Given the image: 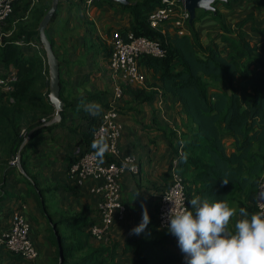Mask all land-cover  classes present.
Here are the masks:
<instances>
[{
  "label": "trees",
  "instance_id": "trees-1",
  "mask_svg": "<svg viewBox=\"0 0 264 264\" xmlns=\"http://www.w3.org/2000/svg\"><path fill=\"white\" fill-rule=\"evenodd\" d=\"M130 1L122 5L130 15L129 26L118 30L122 34L133 31L138 36L160 38L167 52L164 57L149 54L140 58L142 68L147 69L154 79L151 83L149 75L150 89L123 84V91L130 93L135 100L148 102L155 99L158 93L155 88L159 87L163 94L176 97L184 109L188 131L178 135L172 129L168 136L176 143L171 141L170 145L177 160L175 169L185 185L188 207H191L189 200L200 195L202 198L226 200L230 207H244L250 214L257 212L256 193L264 173V25L255 26V13L252 11L238 20L236 28H233L222 21V11L217 7L216 12L199 11L193 23L188 21L186 34H163L153 29L148 20L162 0ZM239 1L254 2L264 11V0L222 4L231 7L232 3ZM84 2L86 0H61L52 21L60 15L65 4L71 14ZM104 2L107 0H92L91 4L101 6ZM51 4L52 0H36L34 3L33 0H19L0 33V64L6 69H14L17 74L12 91L0 89V145L7 154H13L10 160L19 155V164L25 169L37 136L64 127L69 109L84 112L83 98H78L79 105H74L75 101L65 95L61 74L60 94L66 103L61 111V121L42 125L55 114V108L49 101V68L38 30ZM208 15L222 21L224 33L220 37L221 43L204 44L200 38L197 23ZM249 21L258 40L249 38L244 30ZM87 26L85 42L94 49L96 29L91 21ZM47 34L56 53V43L49 29ZM19 40L24 44H17ZM32 42L39 44L40 49ZM33 51V54H27ZM110 54L111 49L107 53L108 59ZM103 93H95L87 99H101ZM43 116L46 119L41 122L39 119ZM97 120L98 115L89 119L88 127L78 140V144L84 146L82 152L93 150L91 145ZM227 136L233 138L234 150L231 152L225 143ZM104 159L110 161L113 158L105 153ZM10 164L15 169L19 165L11 161ZM172 166L173 163L168 171L169 179ZM224 180L228 183L224 184ZM94 222L83 218L70 235L62 231L60 223L63 221L54 222L58 234L53 232L52 238L59 246L57 236H60L64 251L62 264H116L120 246L111 240L94 241L89 229ZM156 224L158 226L157 220ZM168 238L132 235L125 241L122 251H134L133 264H176L179 257L167 250L172 244ZM8 253L23 258L10 251ZM59 254L57 247L52 264H60Z\"/></svg>",
  "mask_w": 264,
  "mask_h": 264
},
{
  "label": "crops",
  "instance_id": "crops-1",
  "mask_svg": "<svg viewBox=\"0 0 264 264\" xmlns=\"http://www.w3.org/2000/svg\"><path fill=\"white\" fill-rule=\"evenodd\" d=\"M34 2L36 0H33ZM122 5L121 2L107 0L97 6L86 0V3L75 7L74 12L69 14V7L65 4L60 15L51 21L47 28L55 40L56 55L61 61L65 95L75 101L74 105H79L77 99L83 98V109L84 104L98 102L102 106L98 116L108 108L106 104L113 98L116 86V81L110 74L107 57L109 49L112 48L111 34L119 27L129 26L130 15ZM220 5L222 21L233 28H236L238 20L252 11L255 13V26L264 25V11L254 2H234L231 7ZM89 21L96 29L97 41L94 49L85 42ZM222 21L208 15L203 16L197 23L204 44L218 41L221 43L220 37L224 33ZM3 24L5 22L1 24L0 33ZM251 25V21L247 22L244 30L249 38L258 40L259 37ZM213 29H216L214 35L211 34ZM33 53L34 51L27 54ZM12 71L15 72L14 69H6L0 64L1 74ZM144 71L148 77L151 76L152 83V75L147 69ZM145 88L150 89L148 84ZM0 89L4 90L3 87ZM155 89L158 93L152 101L140 102L124 91L123 97L117 102L123 123L119 141L121 152L135 156L141 170L137 175L126 173L121 178L122 201L127 205V210L123 218H115L104 240H111L120 246L116 264H133L134 251L123 253L122 248L128 237L136 235L132 233V229L141 223L145 207L149 223L138 236L156 239L168 236L172 244L167 250L179 257L176 264H185L177 238L156 226V216L161 196L171 182L168 171L175 157L170 145L174 139L168 134L172 129L177 131L178 135L188 131L187 117L176 97L163 94L159 87ZM101 92H105L101 94V99H87ZM96 116L85 110L77 112L69 109L64 127L56 128L52 132L46 131L35 138L26 169L22 164H19L17 169L10 166L13 154H7L6 149L0 145V237L4 231L12 228L13 211L25 205L22 212L30 223V235L39 251L36 259L27 260L8 253L0 243V264H52L59 247L52 238L53 232L58 234L54 222L63 221L60 227L64 233L70 235L73 227L83 218H89L95 221L94 223L99 221V198L91 191L93 183L89 181L78 185L68 174L70 165L80 155L79 150L84 148L83 144H78V140L88 127L89 119ZM43 119H46V116L39 120L43 122ZM225 143L229 152L234 150L231 136L226 137ZM238 207L235 208L237 213ZM232 219L234 221L236 217Z\"/></svg>",
  "mask_w": 264,
  "mask_h": 264
},
{
  "label": "built area",
  "instance_id": "built-area-1",
  "mask_svg": "<svg viewBox=\"0 0 264 264\" xmlns=\"http://www.w3.org/2000/svg\"><path fill=\"white\" fill-rule=\"evenodd\" d=\"M19 0H0V27L3 22L13 13L14 6ZM92 0H87L91 3ZM190 12L185 6V0H162L149 15V23L153 29L163 34L168 32L179 35L188 32ZM17 44H24L23 40ZM33 46L40 47L32 42ZM111 54L108 67L111 77L116 81L113 98L109 106L99 116L97 127L93 132L94 139L104 137L108 144L107 155L113 159L105 160L101 164L94 155L93 150L81 151L78 158L70 165L68 174L83 185L89 181L93 183L92 192L98 195L97 210L99 221L90 226L92 237L97 241L106 240L110 225L116 217L123 218L127 205L122 201L121 178L126 173L139 174L140 164L136 157L121 152L119 141L123 131V123L120 120L118 101L123 97V84L137 87H145L148 84V76L140 64L143 55L164 57L167 49L160 38H150L144 35H136L133 31L122 34L115 30L111 34ZM17 81L16 72L0 74V87L5 91H12ZM45 121V119H43ZM25 132V131H24ZM29 136L27 137V139ZM20 156L11 160L12 164L18 165ZM177 160L174 159L171 169V182L164 190L157 210L156 220L158 226L168 230L166 214L173 207V202L178 206L188 207L185 185L182 177L175 169ZM165 195L172 201L165 200ZM256 206L259 210L264 209V173L256 193ZM21 205L13 211L12 228L4 231L0 237V243L10 252L22 255L27 260H34L39 256L31 235L30 223L25 218ZM117 215V216H116Z\"/></svg>",
  "mask_w": 264,
  "mask_h": 264
},
{
  "label": "clouds",
  "instance_id": "clouds-1",
  "mask_svg": "<svg viewBox=\"0 0 264 264\" xmlns=\"http://www.w3.org/2000/svg\"><path fill=\"white\" fill-rule=\"evenodd\" d=\"M83 107L92 115L102 111L98 102ZM91 147L102 164L108 150L106 139H94ZM165 200L172 201L166 195ZM189 203L190 208L178 207L173 202L166 214L168 231L177 238L185 264H264V209L250 214L246 208L240 207L237 213L226 200L198 195ZM233 217H236L234 221ZM148 223L145 207L142 221L132 233L139 235Z\"/></svg>",
  "mask_w": 264,
  "mask_h": 264
},
{
  "label": "water",
  "instance_id": "water-1",
  "mask_svg": "<svg viewBox=\"0 0 264 264\" xmlns=\"http://www.w3.org/2000/svg\"><path fill=\"white\" fill-rule=\"evenodd\" d=\"M60 1L61 0H52L51 7L48 9L47 13L40 21L38 27L39 40L41 42L43 49L45 50L46 60L49 68V84H50L49 94H48L49 100L56 109L54 117L51 119V121H48L46 125H52L61 120L62 118L61 111L64 110L66 104L65 101L61 98V94H60L61 93L60 60L56 55L53 44L47 34V28L56 14ZM112 1H118L123 4L129 3L128 0H112ZM229 1H238V0H185V6L187 10L190 12L189 23L194 22L195 18L197 17V11L199 9L206 12L208 11L216 12L217 3H227ZM58 241H59V249H60L59 263L62 264L64 260V251H63V246L61 244L60 236H58Z\"/></svg>",
  "mask_w": 264,
  "mask_h": 264
},
{
  "label": "rangeland",
  "instance_id": "rangeland-1",
  "mask_svg": "<svg viewBox=\"0 0 264 264\" xmlns=\"http://www.w3.org/2000/svg\"><path fill=\"white\" fill-rule=\"evenodd\" d=\"M129 2H131L130 0H128ZM220 4H222V3H217L216 4V7H218V8H221V5ZM199 11H201V9H199L198 11H197V13L199 12ZM213 28H216V26H212ZM212 32H211V34L212 35H214V34H216V29H213V30H211ZM39 49H40V47H38ZM149 78V77H148ZM149 81H151L150 79H149ZM24 176V175H23Z\"/></svg>",
  "mask_w": 264,
  "mask_h": 264
}]
</instances>
